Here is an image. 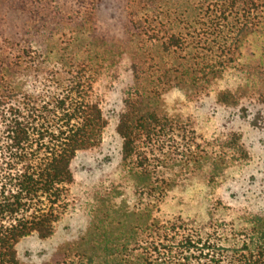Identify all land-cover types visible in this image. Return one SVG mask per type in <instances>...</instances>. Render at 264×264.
<instances>
[{"label":"trees","instance_id":"16d2710c","mask_svg":"<svg viewBox=\"0 0 264 264\" xmlns=\"http://www.w3.org/2000/svg\"><path fill=\"white\" fill-rule=\"evenodd\" d=\"M165 8L166 15L173 10L188 22L186 33L170 29L153 59L141 53V37L153 36L148 29ZM263 13L264 0H128L126 43L98 38L81 19L57 38L73 39L68 54L55 53L54 45L43 53L31 44L10 57L4 47L14 41L0 40V264H24L17 248L22 239L54 235L76 183L74 161L101 146L108 125L98 85L104 75L118 77L120 64L131 83L116 132L122 162L130 165L135 195L141 196L131 214L134 231H86L66 250L88 264L96 258L102 264H264V209L217 207V184L210 182L249 152L234 131L226 143L218 137L223 151L217 152V132L189 110L215 92V104L226 108L245 109L255 99L260 110L253 125L264 121V53L253 65L239 61ZM237 63L245 83L217 91ZM168 93L183 95L188 110H165ZM201 176L212 195L207 219L163 220L164 202Z\"/></svg>","mask_w":264,"mask_h":264},{"label":"rangeland","instance_id":"374dc122","mask_svg":"<svg viewBox=\"0 0 264 264\" xmlns=\"http://www.w3.org/2000/svg\"><path fill=\"white\" fill-rule=\"evenodd\" d=\"M127 2L128 0H0V40L7 37L10 42L14 41V47H4L10 57L20 54L22 48L30 47L31 44L40 47L43 53H48L54 45L55 53L61 51L68 54L73 39L70 40L69 36L61 37L60 40L57 38L64 31L65 25L73 26L76 20L81 19L98 38L109 43H126L131 27L127 16ZM169 11L171 13L166 15L165 8L162 13L155 15L157 20L152 25L153 30L148 29V33L153 36L141 37V40H146L141 44V53L147 52L153 59H157L160 43L168 36L170 29L186 33L188 22H184L182 17L180 21L177 15L172 14L173 10ZM177 11L180 14L182 9ZM158 19L163 24H159ZM258 30L255 36L246 39L241 48V63L253 65L252 61L264 53V13ZM150 37H154L155 42ZM232 38L233 34H230L229 39ZM123 61L125 65L126 62ZM235 65L238 67L228 70L217 83V91L235 89L245 83L246 75L240 71L241 64ZM117 67L118 77L114 74L109 77L104 75L98 85L99 93L105 99L104 111L108 119L101 146L94 151L79 153L75 159L73 167L76 183L69 197L68 210L56 224L54 235L47 240L33 235L22 239L18 244L19 258L24 264H88L87 261L78 259L75 250H66L74 246L86 231H134L132 228L136 220L131 214L141 196L135 195L134 180L128 175L130 165L122 162V140L116 132L123 92L131 79L123 64L119 65L121 68ZM215 95V92L211 93L210 98L203 100L198 106L191 104L189 110L198 115L202 124L211 132H217V152L223 151L218 146H221L218 137L226 143L225 139L230 140L227 138L230 131H234L245 144L249 156L241 158L235 165L221 167L217 176L210 179L211 184L215 183L211 186L217 184V196L214 193L213 198H217V207L264 209V121L260 120L259 126H254L252 122L260 107L255 99L244 103L242 106L245 109L222 107L215 104ZM184 99L183 95L168 93L164 96L165 110L172 114L182 108L186 112L188 109L184 105ZM206 183L207 179L201 176L177 189V197L170 198L161 206L163 220L178 215L207 219L208 200L212 195H208ZM217 213L227 212L218 210ZM93 264H102V260L96 258Z\"/></svg>","mask_w":264,"mask_h":264}]
</instances>
